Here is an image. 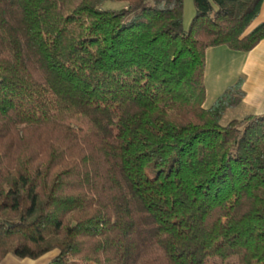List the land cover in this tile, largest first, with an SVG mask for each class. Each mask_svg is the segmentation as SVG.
<instances>
[{
	"label": "trees",
	"instance_id": "obj_1",
	"mask_svg": "<svg viewBox=\"0 0 264 264\" xmlns=\"http://www.w3.org/2000/svg\"><path fill=\"white\" fill-rule=\"evenodd\" d=\"M194 2L0 0V261L264 264V114L205 106L263 0Z\"/></svg>",
	"mask_w": 264,
	"mask_h": 264
},
{
	"label": "crops",
	"instance_id": "obj_2",
	"mask_svg": "<svg viewBox=\"0 0 264 264\" xmlns=\"http://www.w3.org/2000/svg\"><path fill=\"white\" fill-rule=\"evenodd\" d=\"M264 23V0L259 14L250 29ZM242 81L243 99L236 107H241L245 116L264 114V38L249 51H235L226 46H218L206 51L207 98L205 106L234 85ZM58 253L50 251L38 258H19L8 254L0 264H51Z\"/></svg>",
	"mask_w": 264,
	"mask_h": 264
},
{
	"label": "rangeland",
	"instance_id": "obj_3",
	"mask_svg": "<svg viewBox=\"0 0 264 264\" xmlns=\"http://www.w3.org/2000/svg\"><path fill=\"white\" fill-rule=\"evenodd\" d=\"M110 7H120L121 4L119 3H110ZM196 15V8L194 0H184V17H183V28L189 29L193 18ZM245 114L241 107H232L228 109L221 119V125L225 126L231 120L234 119H243ZM58 253V250H53ZM52 264V263H51Z\"/></svg>",
	"mask_w": 264,
	"mask_h": 264
}]
</instances>
